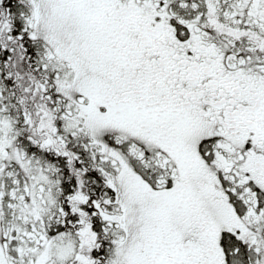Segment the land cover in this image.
<instances>
[{
	"label": "snow or ice",
	"instance_id": "1",
	"mask_svg": "<svg viewBox=\"0 0 264 264\" xmlns=\"http://www.w3.org/2000/svg\"><path fill=\"white\" fill-rule=\"evenodd\" d=\"M0 264H264V0H0Z\"/></svg>",
	"mask_w": 264,
	"mask_h": 264
}]
</instances>
